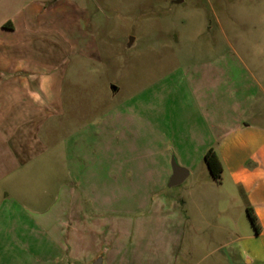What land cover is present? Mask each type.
Masks as SVG:
<instances>
[{
  "label": "crops",
  "instance_id": "obj_1",
  "mask_svg": "<svg viewBox=\"0 0 264 264\" xmlns=\"http://www.w3.org/2000/svg\"><path fill=\"white\" fill-rule=\"evenodd\" d=\"M94 43L77 0H0V264H181L203 226L223 264H264L256 70L232 47L83 118L64 84ZM172 159L187 176L168 193Z\"/></svg>",
  "mask_w": 264,
  "mask_h": 264
},
{
  "label": "rangeland",
  "instance_id": "obj_2",
  "mask_svg": "<svg viewBox=\"0 0 264 264\" xmlns=\"http://www.w3.org/2000/svg\"><path fill=\"white\" fill-rule=\"evenodd\" d=\"M77 1L90 19L96 54L72 61L76 68L64 84L67 113L102 116L167 73L232 47L264 83V0ZM207 233L204 226L192 231L181 264H223Z\"/></svg>",
  "mask_w": 264,
  "mask_h": 264
},
{
  "label": "trees",
  "instance_id": "obj_3",
  "mask_svg": "<svg viewBox=\"0 0 264 264\" xmlns=\"http://www.w3.org/2000/svg\"><path fill=\"white\" fill-rule=\"evenodd\" d=\"M203 161L206 164L213 179H215L216 181H219L221 178L222 166L218 158V155L213 148H210L205 152L203 156ZM246 211H247V216L250 220L251 225L257 232L258 231L257 221H256V217L252 209L247 208Z\"/></svg>",
  "mask_w": 264,
  "mask_h": 264
},
{
  "label": "water",
  "instance_id": "obj_4",
  "mask_svg": "<svg viewBox=\"0 0 264 264\" xmlns=\"http://www.w3.org/2000/svg\"><path fill=\"white\" fill-rule=\"evenodd\" d=\"M133 38H130L129 41H132ZM114 88V87H113ZM172 175L169 179L168 186H176L180 184L185 177L187 176V171L180 167L174 159H172ZM91 264H102V257H97Z\"/></svg>",
  "mask_w": 264,
  "mask_h": 264
}]
</instances>
